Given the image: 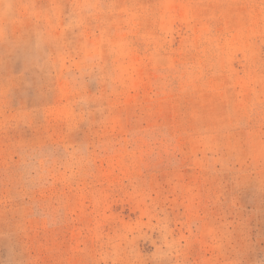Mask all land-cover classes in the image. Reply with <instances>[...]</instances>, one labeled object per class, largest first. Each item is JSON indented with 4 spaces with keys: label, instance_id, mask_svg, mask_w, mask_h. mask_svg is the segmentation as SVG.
Here are the masks:
<instances>
[{
    "label": "rangeland",
    "instance_id": "1",
    "mask_svg": "<svg viewBox=\"0 0 264 264\" xmlns=\"http://www.w3.org/2000/svg\"><path fill=\"white\" fill-rule=\"evenodd\" d=\"M0 264H264V0H0Z\"/></svg>",
    "mask_w": 264,
    "mask_h": 264
}]
</instances>
